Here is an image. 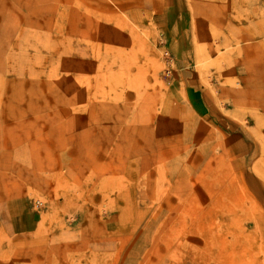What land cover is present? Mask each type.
I'll return each instance as SVG.
<instances>
[{
  "label": "rangeland",
  "instance_id": "1",
  "mask_svg": "<svg viewBox=\"0 0 264 264\" xmlns=\"http://www.w3.org/2000/svg\"><path fill=\"white\" fill-rule=\"evenodd\" d=\"M182 6L0 0V264H264V0Z\"/></svg>",
  "mask_w": 264,
  "mask_h": 264
},
{
  "label": "crops",
  "instance_id": "2",
  "mask_svg": "<svg viewBox=\"0 0 264 264\" xmlns=\"http://www.w3.org/2000/svg\"><path fill=\"white\" fill-rule=\"evenodd\" d=\"M161 2V0H149V5L151 6L150 8H152L156 12L153 17V22L156 26L158 24V29L160 28L161 30H164L165 33H169L170 36L180 37L176 40V44H180L179 48L176 50V53H178L176 61L179 62V66H181L179 67V70L185 71L188 65L184 64V62H186L187 60V56H184L183 53L185 52L184 48L187 43L182 41L181 36L186 34L183 30L187 29L185 26L189 19L188 13H185L184 11L182 0H169L166 3L164 1L162 3ZM160 4H162L163 7ZM239 30V33H241L242 37L250 36V33H248V30H246L244 26Z\"/></svg>",
  "mask_w": 264,
  "mask_h": 264
},
{
  "label": "bare ground",
  "instance_id": "3",
  "mask_svg": "<svg viewBox=\"0 0 264 264\" xmlns=\"http://www.w3.org/2000/svg\"><path fill=\"white\" fill-rule=\"evenodd\" d=\"M137 40H138V39H137ZM137 43L139 44V43H141V42L138 41ZM142 44H143V43H142ZM236 256H237V254H236ZM234 257H235V256H234ZM235 260H236V259H235ZM216 261H217V260H216ZM217 262H218V261H217ZM214 264H215V263H214ZM221 264H222V263H221ZM232 264H233V263H232ZM237 264H239V263L237 262Z\"/></svg>",
  "mask_w": 264,
  "mask_h": 264
}]
</instances>
